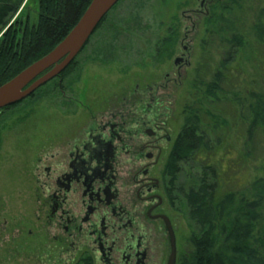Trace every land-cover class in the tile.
Here are the masks:
<instances>
[{
    "label": "flooded vegetation",
    "instance_id": "af4514ba",
    "mask_svg": "<svg viewBox=\"0 0 264 264\" xmlns=\"http://www.w3.org/2000/svg\"><path fill=\"white\" fill-rule=\"evenodd\" d=\"M123 1L54 79L55 109L71 125L59 127L50 138L54 152L39 159L44 227L54 232L61 258L70 254L74 264H169L173 255L175 264H183L192 236L184 240L181 231L187 208L176 194L171 164L181 132L175 137L174 102L181 89L189 96L191 85L190 33L176 56L179 35L171 10L165 15L168 30L152 42L149 55L127 66L138 41L132 31L138 17L131 22L132 16L114 15ZM199 1L207 18L221 0ZM164 66L167 71L158 73ZM112 73L122 76L110 83Z\"/></svg>",
    "mask_w": 264,
    "mask_h": 264
},
{
    "label": "trees",
    "instance_id": "16d2710c",
    "mask_svg": "<svg viewBox=\"0 0 264 264\" xmlns=\"http://www.w3.org/2000/svg\"><path fill=\"white\" fill-rule=\"evenodd\" d=\"M25 2L0 0V87L52 52L92 0H38L36 22L22 13ZM257 3L250 15L244 0H221L205 19L171 164L197 228L183 264H264V78L250 77L240 58L264 65V0ZM191 165L193 185L179 186Z\"/></svg>",
    "mask_w": 264,
    "mask_h": 264
},
{
    "label": "rangeland",
    "instance_id": "374dc122",
    "mask_svg": "<svg viewBox=\"0 0 264 264\" xmlns=\"http://www.w3.org/2000/svg\"><path fill=\"white\" fill-rule=\"evenodd\" d=\"M27 1L21 11L25 7L22 13L29 12L31 21L36 22L38 0H29L26 5ZM244 1L246 3L244 12L251 15L258 0ZM198 9L202 14L190 13ZM171 10L176 14L174 29L179 35L175 55L182 51L180 42L187 33H190L188 45L191 49V67L196 65L202 52L200 44L204 38L206 19L203 15L205 9L200 8L199 0H124L114 15L122 13L127 19L132 16L131 22L135 20V16L138 17V22L132 30L138 36V41L135 42L130 57L125 61L127 66H132L139 62L140 57L145 58L149 55L153 48L152 42L160 36V32L168 30L165 15ZM189 15L192 16L191 20L188 18ZM122 43H126V40ZM212 49L208 55L211 59L215 58V51ZM240 58L244 67L246 66L244 69L247 74L263 83L264 65L249 63L248 54L243 53ZM165 71L167 66L161 68L158 73ZM145 72L143 75H146ZM132 73L125 76V79L133 77ZM121 76L110 75L108 82H116ZM190 81L192 82L191 76ZM54 83L45 85L35 97L26 99L22 105L7 110L0 116V264H74L71 262L70 254H63L62 259L55 249L54 232L45 229L46 214L39 204L38 186L41 179L39 170L44 164L39 159L44 158L42 152H54L56 144L50 138L59 131V127L69 128L71 125L68 118L63 116L62 119L55 109L57 101L54 97L55 92L49 94L51 88H54ZM174 93L177 99L179 93L177 91ZM182 93L181 89L180 99L174 102L175 137L184 123V107L189 102L190 90L186 98ZM46 94L52 97L50 96L48 101H43ZM194 168V165L185 168L186 172L179 176V186L189 188L193 185L191 181L193 177H190L189 173L194 171L196 174L197 169ZM183 214L180 227L182 226L181 231L185 240L197 232V228L189 220L187 209ZM183 246L182 243V249Z\"/></svg>",
    "mask_w": 264,
    "mask_h": 264
},
{
    "label": "water",
    "instance_id": "95a60500",
    "mask_svg": "<svg viewBox=\"0 0 264 264\" xmlns=\"http://www.w3.org/2000/svg\"><path fill=\"white\" fill-rule=\"evenodd\" d=\"M120 1L92 0L78 23L52 52L0 87V111L30 98L36 91L64 72ZM175 263V255H173L169 264Z\"/></svg>",
    "mask_w": 264,
    "mask_h": 264
}]
</instances>
